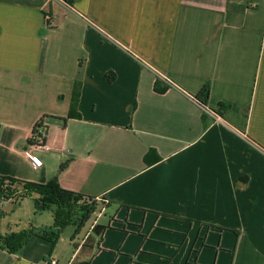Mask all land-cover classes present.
<instances>
[{"label": "crops", "instance_id": "0c3cea01", "mask_svg": "<svg viewBox=\"0 0 264 264\" xmlns=\"http://www.w3.org/2000/svg\"><path fill=\"white\" fill-rule=\"evenodd\" d=\"M4 177L106 201L0 264H264V0H0Z\"/></svg>", "mask_w": 264, "mask_h": 264}, {"label": "trees", "instance_id": "16d2710c", "mask_svg": "<svg viewBox=\"0 0 264 264\" xmlns=\"http://www.w3.org/2000/svg\"><path fill=\"white\" fill-rule=\"evenodd\" d=\"M68 4H74L76 0H64ZM210 86L207 84L203 87L196 98L203 104L207 105L210 98ZM78 101V88L74 91L72 108L76 109ZM224 107L220 108L217 113H222ZM70 115H75L70 113ZM37 124L38 134L42 135L44 126ZM40 129V130H39ZM44 133V131H43ZM32 198L35 202L36 211H45L54 208V223L42 233H37L32 229L22 232H9L0 235V245L3 249L11 252H19L27 243L33 234H37L48 239L53 247L56 246L60 236L65 228L77 226L75 238L80 234L82 228L91 219L101 204L106 199L99 200L96 197L87 196L81 193L70 191L62 188L56 181H50L46 184H40L11 177H4L0 185V199L5 202L11 200L19 202L24 198ZM1 209V207H0ZM5 213L0 210V216ZM71 264H91L88 261H79L78 259Z\"/></svg>", "mask_w": 264, "mask_h": 264}, {"label": "rangeland", "instance_id": "374dc122", "mask_svg": "<svg viewBox=\"0 0 264 264\" xmlns=\"http://www.w3.org/2000/svg\"><path fill=\"white\" fill-rule=\"evenodd\" d=\"M29 199L28 202H24V204L22 206H20V204H17L13 201H8L5 202L6 206L5 209L8 212V215L0 220V228L2 229L3 227L7 226L8 224L12 225V227H16L18 226V228L20 230H26L31 228L30 224H29V210L32 209V220L34 222V224L36 222H52L53 217H52V212L50 211H45V212H40V211H36V208L34 206V201L32 198H26ZM30 205V208L28 207V204ZM17 204V205H16ZM102 206V204H101ZM101 206L98 208V210L95 212L96 214H94L91 219L86 223L81 235L79 237H77L75 243H80L84 237L86 236L87 232L90 230L91 228V224L94 220V218L96 217L95 215H97L100 211H101ZM75 229L73 226L67 228L66 231H64L63 235L61 236V238L58 241V250L62 253V255L66 256L69 254L70 252V248L71 246L73 247V244L71 243V240L73 239ZM72 249V248H71Z\"/></svg>", "mask_w": 264, "mask_h": 264}, {"label": "built area", "instance_id": "2783aa9c", "mask_svg": "<svg viewBox=\"0 0 264 264\" xmlns=\"http://www.w3.org/2000/svg\"><path fill=\"white\" fill-rule=\"evenodd\" d=\"M40 123H41V121H39L37 124H40ZM37 124L34 127L33 140L36 141V144H39L43 148V150L50 151L52 149V147L49 144H47L46 142L43 141V136H44L43 131H44V129L43 130L39 129L40 131H42L41 132L42 135L38 134V132H37L38 131ZM32 161H33V165L34 166L42 165V160L40 158H38V157H33ZM4 204H5V200L1 198L0 199V207L2 205H4ZM94 214H96V213H94ZM101 215H102V212H99L97 215H95L96 217L94 218V220H93V222L91 224V228L92 229H94L98 225V220H99V217ZM42 264H59V263H58V261L56 259L51 258V259L45 260Z\"/></svg>", "mask_w": 264, "mask_h": 264}]
</instances>
